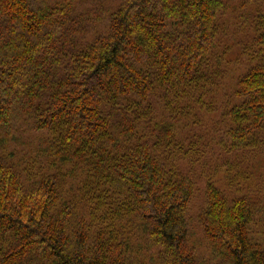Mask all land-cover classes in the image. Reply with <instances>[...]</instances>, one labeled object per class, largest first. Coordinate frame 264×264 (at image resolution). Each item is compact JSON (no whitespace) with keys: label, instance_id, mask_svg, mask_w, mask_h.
<instances>
[{"label":"trees","instance_id":"16d2710c","mask_svg":"<svg viewBox=\"0 0 264 264\" xmlns=\"http://www.w3.org/2000/svg\"><path fill=\"white\" fill-rule=\"evenodd\" d=\"M244 1L240 23L264 46V13ZM226 10L223 0H0V264H264L251 201L210 179L197 215L209 254L195 256L194 184L178 162H199L201 140L183 135L188 110L161 108L220 86L205 62ZM232 97L224 148L254 149L263 53Z\"/></svg>","mask_w":264,"mask_h":264},{"label":"rangeland","instance_id":"374dc122","mask_svg":"<svg viewBox=\"0 0 264 264\" xmlns=\"http://www.w3.org/2000/svg\"><path fill=\"white\" fill-rule=\"evenodd\" d=\"M223 1L226 2L227 10L219 20L216 47L205 62L208 67H211L210 72L218 71L217 80L220 86L215 88L211 95L201 97L202 103L197 104L194 100H198V90H195L193 99L189 90L188 94L180 97H176V94L170 95L164 101L167 102L166 106H161L165 115L188 110L189 117L193 118L187 120V117H182L183 125L186 124L183 128V135L191 131L187 141L198 144L199 138L201 140L199 149L203 151L198 154L201 159L199 162L196 157H194L196 163L193 165L189 162L190 158L177 162L184 173L190 174L194 184L187 220L188 241L195 256L202 258L208 257L209 250L203 239L197 215L198 209L203 206L205 183L209 179L230 198L239 192L249 198L256 211L255 223L251 227L252 240L254 242L264 240V137L254 149L247 148L230 153L224 148L226 139L223 131L228 124L225 117V112L228 110L226 108L235 104L232 97L235 81L256 63L259 53L264 55V46H258L254 42L256 31L249 25V22L245 20V24L240 23L242 9L238 5L243 0ZM248 4L250 9L259 5L264 13V0L248 1ZM29 139V137L25 138V140ZM206 144L209 150L205 147ZM24 155V151L20 152L18 159ZM217 160H223L226 164L232 163L237 167L241 166V169L234 167L227 170L225 166L215 169ZM229 175L234 179L230 180Z\"/></svg>","mask_w":264,"mask_h":264}]
</instances>
